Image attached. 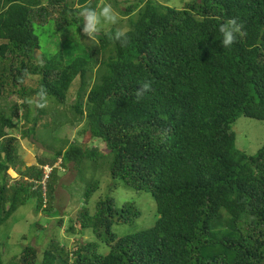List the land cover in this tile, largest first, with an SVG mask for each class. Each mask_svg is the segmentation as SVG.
<instances>
[{"label": "trees", "instance_id": "1", "mask_svg": "<svg viewBox=\"0 0 264 264\" xmlns=\"http://www.w3.org/2000/svg\"><path fill=\"white\" fill-rule=\"evenodd\" d=\"M88 1L48 0L50 8L43 0H0V99L10 100L0 106V230L30 199L52 217L57 168L42 181L44 166L59 159L77 174L85 162L105 160L114 180L151 193L159 217L120 236L114 225L131 224L141 211L101 198L95 212L83 206L69 222L58 220L76 238L73 248L58 235L42 237L41 252L34 245L0 252V264H264V145L247 154L232 130L242 116L264 121V0H191L183 8L127 0L124 12L108 0L130 16L128 40L109 39L115 25L95 46L76 16L78 7L101 6ZM230 19L243 27L223 48L219 27ZM47 20L65 33L54 54L42 51L36 32ZM145 81L151 89L138 95ZM41 86L49 103L37 109L28 101ZM77 123L106 150L69 138L55 148L39 138L41 152L28 166L11 133L35 138ZM98 181L86 187V204ZM86 233L92 238L83 240Z\"/></svg>", "mask_w": 264, "mask_h": 264}, {"label": "rangeland", "instance_id": "2", "mask_svg": "<svg viewBox=\"0 0 264 264\" xmlns=\"http://www.w3.org/2000/svg\"><path fill=\"white\" fill-rule=\"evenodd\" d=\"M72 3L74 6H78V0H65ZM113 1V0H109ZM121 4L122 12L125 11L127 0H115ZM133 1V0H131ZM161 3L166 2L168 5L176 8H183L191 0H159ZM45 6H49L48 0H43ZM108 0H89L90 5H102ZM51 8V7H50ZM121 21L118 24V28L129 29V17L128 15L121 14ZM57 15V14H54ZM112 26H105V31ZM57 27L51 20H47L44 25L37 24L36 32L40 37L42 45V51L45 54H54L59 51L61 47V41L65 36L62 31H57ZM88 42V41H87ZM40 51L36 52L37 56H40ZM38 77H31L27 84L34 85ZM80 87V79L78 78L68 95V103L73 104L77 97V91ZM10 103L9 99H0V106L7 107ZM19 127L22 126L23 121L18 122ZM83 123H77L75 125L66 124L54 133H38V137H23L17 130H12L11 133L19 138V153L24 158L28 166L36 164V156L41 152V141L44 140L48 146L55 148L60 147L62 142L61 138H69L70 141L81 142L88 147H99L103 151L106 149V144L100 140L92 138L89 132L80 134L79 131L83 128ZM236 135V145L239 149L247 154H255L264 145V121L252 119L248 117H240L232 127ZM46 133V134H45ZM40 138V139H39ZM69 146V144H68ZM67 146V147H68ZM55 167L58 171V183L55 192V202L53 207L56 209L53 212L52 217L45 216L42 211L36 212V200L30 199V201L22 205L14 215L3 225L0 230V252L6 253L10 251L13 253H21L24 246L34 245L42 251L44 244L47 240L39 245V238L45 237L49 240L52 236H59L62 242H68L67 247L73 248L75 246L76 238L69 235L66 232L67 226L64 225L61 230L59 229L57 222L59 219L64 218L65 222H69L72 215L77 210L82 209L83 206L88 207L91 212H95L96 204L101 198L111 197L115 200L118 206H122L125 202L134 203L141 211V216L134 222L128 225H114L113 229L115 233L122 236L125 234L133 233L141 229H147L155 225L159 215L157 212V204L151 193L149 192H137L131 187L126 186L120 180H114L110 174L108 164L105 160H97L94 162L88 161L82 164V168L76 172L73 164H68V168L62 167V161L59 159L54 165H46V167ZM45 167V168H46ZM55 168V169H56ZM8 174L11 179L19 178L18 173L13 169L8 170ZM48 174V173H47ZM50 175V174H49ZM48 180V179H47ZM99 180V187L92 193L86 204L85 190L86 187ZM46 189L44 188V191ZM38 225V226H36ZM92 238L91 234H84L83 240H89ZM7 240L6 244L5 241ZM8 246V247H6ZM9 249V250H8ZM9 257V256H8ZM6 257V258H8Z\"/></svg>", "mask_w": 264, "mask_h": 264}, {"label": "clouds", "instance_id": "3", "mask_svg": "<svg viewBox=\"0 0 264 264\" xmlns=\"http://www.w3.org/2000/svg\"><path fill=\"white\" fill-rule=\"evenodd\" d=\"M76 16L79 20L78 25H82V33L86 37L85 40L91 42L93 46L99 43L98 36L105 32V26H115L121 21L120 14L114 8L111 2H105L99 7L92 6H82L78 7L76 10ZM243 25L238 23L235 19H230L225 23H222L219 27V32L221 33L222 39L220 43L223 48H230L234 41L236 40L237 34L242 30ZM128 30L125 28H116L114 31H109L106 34L109 39L115 42H119L121 45L126 44L128 40ZM151 89V83L145 81L141 85V92L149 91ZM36 98L34 100H29V104H34L35 108L43 109L48 106V94L46 89L41 86L35 94ZM62 161V160H61ZM46 165L44 166L46 174ZM56 168L52 167V171ZM51 171V173H52ZM50 173V174H51ZM50 176V175H49ZM48 179V178H47ZM47 179H43V184L47 182Z\"/></svg>", "mask_w": 264, "mask_h": 264}, {"label": "built area", "instance_id": "4", "mask_svg": "<svg viewBox=\"0 0 264 264\" xmlns=\"http://www.w3.org/2000/svg\"><path fill=\"white\" fill-rule=\"evenodd\" d=\"M51 171H52V167L47 166V167H46L45 179H47V178L49 177V174L51 173ZM47 173H48V174H47Z\"/></svg>", "mask_w": 264, "mask_h": 264}]
</instances>
